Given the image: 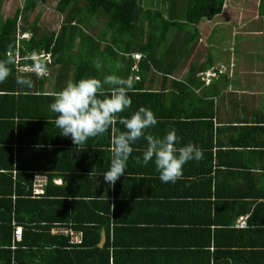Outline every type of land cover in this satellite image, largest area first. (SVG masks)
<instances>
[{"label": "crops", "instance_id": "0c3cea01", "mask_svg": "<svg viewBox=\"0 0 264 264\" xmlns=\"http://www.w3.org/2000/svg\"><path fill=\"white\" fill-rule=\"evenodd\" d=\"M189 1L141 4L185 24ZM36 7L51 14L49 5ZM153 23L163 25L160 19ZM101 24L93 17L85 29L95 37ZM196 27L198 38L187 55L178 45L190 35L171 28L155 51L159 68L143 69L139 92L128 93L131 106L118 114L128 117L146 107L158 118L150 134L175 129L181 145L203 150V158L187 162L174 183L161 182L152 161L140 163L146 148L141 138L126 174L108 185L102 175L110 166L111 129L73 145L60 135L48 107L69 81L112 72L140 80L138 73L125 76L105 66L99 75L92 58L91 66L76 72L78 56H87L78 51L57 54L52 62L44 50L10 55V74L0 82V264H264V0H224L220 13ZM131 47L125 44L130 52L122 59L110 50L108 56L120 68L129 60L133 66L145 56ZM220 65L223 71L208 81L199 77ZM17 76L30 79L31 86L18 85ZM115 126L124 130L119 122ZM27 173L47 179L52 174L47 197L58 202L32 213L59 217L49 229L26 233L15 221L8 229L4 219L1 207L25 197ZM239 219L245 226L236 225ZM14 226L21 227L20 240L14 239ZM79 235L80 243H70ZM3 249L10 250V259Z\"/></svg>", "mask_w": 264, "mask_h": 264}, {"label": "trees", "instance_id": "16d2710c", "mask_svg": "<svg viewBox=\"0 0 264 264\" xmlns=\"http://www.w3.org/2000/svg\"><path fill=\"white\" fill-rule=\"evenodd\" d=\"M168 1L171 3V0ZM45 3H47V0H24V4L16 8L11 16L5 18L0 16V59L7 60L16 51L26 53L44 50L49 52L51 56L53 55L52 62L55 61L53 58L57 54L78 51L87 55L85 58L78 56V61H76V72H78L80 68L91 66L90 58H92V64L99 58L102 67H105V63L108 61L109 50L114 55L121 53L119 59H122L124 58V53L130 52V49L125 51V44L129 46L133 45L131 48L142 52L145 57H142L137 64H134L136 70L132 69L134 66H132V60H129L125 66L122 64V70L125 76H128L131 70L140 75V80H131L133 87L128 93L135 94V92H139L137 91L140 89L138 86L144 77L143 69L148 67L153 69L159 68L158 59L155 58V51L166 39L171 28L175 26L178 31L190 35L191 38L189 40L180 38L181 41L178 45L179 47H183L186 55L189 54L191 44H194L198 38L196 25L200 20H210L220 13L224 0H190L185 5L182 15V20L186 22L185 24L178 23L176 20L178 17H173L170 14L164 18L163 13L160 11L152 8L144 9L141 0H58L55 10L62 16L58 28L54 31L40 32L37 21L33 20L27 23L26 19L36 4L42 5ZM93 17H97L103 21L98 35L95 37L85 29L88 26L89 20ZM156 19L163 21L162 27L156 26L153 23ZM25 23H27L26 27L23 25ZM186 24L190 25L192 29H188ZM109 37L110 42H108ZM103 42L104 45H102ZM115 46L120 48V50L117 49L115 51ZM169 47L170 44H168ZM7 52L9 56H7ZM136 55H139L137 58L140 57V54ZM68 59L72 62L76 58L68 56ZM102 67L98 70L99 75L101 74ZM93 68H95L94 65ZM189 69H193V65H190ZM142 94L149 93L145 92ZM25 176L27 178H25L24 182L28 187V191H25V197L17 199L13 204L11 201H8V205L5 204L1 207L4 208V219L8 222V229L12 227V221L27 227L28 232L26 233L31 232L30 228L49 229L54 221L56 222V220L60 219L59 217L53 218L48 215L44 217L42 216L43 210L41 211V215L40 211L39 215H32V213L40 207L43 209V205L46 203H50L51 205L53 202H58V200H49L47 197L49 196V188L52 187V174L49 175L44 195L36 199L29 197L31 195L33 175L31 176L27 173ZM51 191L54 192L53 190ZM11 214H14V216L12 217ZM65 219L61 218V220ZM40 222L45 224L41 225ZM33 223L34 225L32 226ZM8 244L9 241L5 245ZM75 246L79 247V245ZM3 251L8 254V259H10V250L3 249Z\"/></svg>", "mask_w": 264, "mask_h": 264}, {"label": "clouds", "instance_id": "9594fccd", "mask_svg": "<svg viewBox=\"0 0 264 264\" xmlns=\"http://www.w3.org/2000/svg\"><path fill=\"white\" fill-rule=\"evenodd\" d=\"M8 60H0V82L10 74ZM97 70L102 64L99 58L94 61ZM16 83L31 86V80L17 76ZM105 87L109 94L105 95ZM133 87L131 80L122 78L117 72L103 75L102 78L85 77L69 81L48 107L55 113V124L60 135L69 137L73 145H81L90 137L103 135L111 129L110 166L103 173V181L113 185L126 174L127 160L133 152V145L143 138L146 148L140 163L152 161L161 182L174 183L181 177L183 166L189 161L203 158V150L196 144L181 145V138L175 129H169L162 136L149 133L156 126L158 118L146 108L139 107L128 117L119 116L131 106L128 92ZM123 125L121 131L115 125Z\"/></svg>", "mask_w": 264, "mask_h": 264}, {"label": "rangeland", "instance_id": "374dc122", "mask_svg": "<svg viewBox=\"0 0 264 264\" xmlns=\"http://www.w3.org/2000/svg\"><path fill=\"white\" fill-rule=\"evenodd\" d=\"M57 1L58 0H47V3L44 4V6H48V5L51 6V14H49V10H47L45 7H41V8L36 7L35 11L33 12L31 11L29 13V16L26 19L27 23L32 22L40 13L41 17L39 16V22H38L40 27L39 28L40 32L42 31L47 32L48 30L53 31L51 29L55 30L57 28L58 23L60 24L61 22L59 15L54 10ZM23 4H24V0H0V16L2 18L11 16L16 10V8L20 7ZM38 5L40 6V4ZM27 23L23 25L26 27ZM7 54L9 55L8 52ZM105 65H106L105 67L106 69H114V70L119 69L120 72H123L121 71L122 68L119 67L118 62L113 61V59L110 58L109 56H108V61L105 63ZM220 67L223 68V66L221 65ZM199 77H200V73H199Z\"/></svg>", "mask_w": 264, "mask_h": 264}, {"label": "built area", "instance_id": "2783aa9c", "mask_svg": "<svg viewBox=\"0 0 264 264\" xmlns=\"http://www.w3.org/2000/svg\"><path fill=\"white\" fill-rule=\"evenodd\" d=\"M139 55H136L138 57ZM132 69L136 70V66L134 65ZM223 71V68H218L217 71L214 70H207L200 73V77L202 80H209L210 76H215L217 73H220ZM47 177L41 173H35L33 175L32 184H31V195L32 196H40L44 193L45 186L47 184ZM239 227L245 226V220L239 219L238 223L236 224ZM13 236L15 240H20L21 237V227L20 226H14L13 227ZM81 237H75L71 236L70 243H80Z\"/></svg>", "mask_w": 264, "mask_h": 264}]
</instances>
